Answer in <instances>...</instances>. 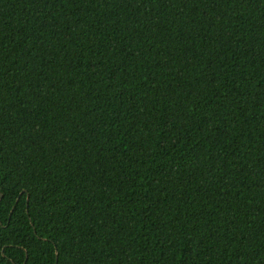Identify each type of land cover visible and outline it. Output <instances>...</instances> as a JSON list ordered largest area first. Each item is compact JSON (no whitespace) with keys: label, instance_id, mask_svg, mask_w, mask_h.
<instances>
[{"label":"trees","instance_id":"16d2710c","mask_svg":"<svg viewBox=\"0 0 264 264\" xmlns=\"http://www.w3.org/2000/svg\"><path fill=\"white\" fill-rule=\"evenodd\" d=\"M0 264H264V0H0Z\"/></svg>","mask_w":264,"mask_h":264}]
</instances>
